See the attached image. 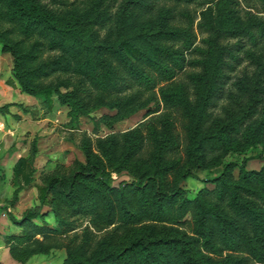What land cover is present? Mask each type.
I'll return each mask as SVG.
<instances>
[{"label":"trees","instance_id":"1","mask_svg":"<svg viewBox=\"0 0 264 264\" xmlns=\"http://www.w3.org/2000/svg\"><path fill=\"white\" fill-rule=\"evenodd\" d=\"M89 1L85 9L71 6V10H66L62 15L70 17V23L61 28L66 20L46 11L37 0H7L12 21L19 24L22 33L60 35L49 43L51 49L61 52L58 58L38 63L32 69H26L31 66L26 60L28 54L11 47L14 74L21 90L42 99L48 110L54 107V95L61 104L69 106L68 125L73 129L79 125L87 102L81 101L78 89L71 96L64 95L60 87L40 86L35 79L81 67L79 54L65 38L80 35V25L94 24L91 17L95 7L88 5ZM98 1L100 6L105 2ZM133 2V17L147 26L151 49L137 45L120 28L117 43L95 47L115 68L105 70L98 78L95 73L89 76L97 78L104 90L112 91L120 85L126 89L136 87L150 101L158 99L166 112L133 130L99 138L97 147L104 159L93 150V141L86 135L81 149L87 156V165L79 163L68 178L48 175L36 185L40 204L53 209L59 223L56 233L71 225L61 217L64 213L89 216L98 228L118 221L125 225L143 221L182 225L192 211L193 234L178 233L158 240L138 237L122 250L93 257L86 256L82 246L69 251L68 264H152L158 261L159 248L181 264H216L212 255L225 251L244 253L264 264V165L258 171H248V159L240 160L249 149L264 148V0ZM191 4L201 7L199 19L181 8ZM244 62L254 68L251 77L248 72L243 76L237 73ZM234 90L250 99L237 109L227 108L225 118L217 119L215 109L227 96L233 99ZM132 101L129 98L126 104ZM176 114L181 117L184 138L176 130ZM184 143L185 163L180 154ZM211 153L222 164V173L206 179L214 184L213 189L205 188L190 199L182 183L190 177L197 178ZM35 154L33 148L30 158H21L17 163L15 175L22 185L16 190L12 205L23 186L34 180ZM233 155L234 159L228 158ZM256 157L264 160L263 153ZM123 170L133 181L113 185L112 173ZM47 215L48 211H41L40 207L26 211L20 221L13 218L24 234L16 238L29 241L45 236L52 229L39 226L35 219L44 220ZM7 243L17 256L12 239L8 238ZM136 252H146L155 259L146 257L135 263L128 254Z\"/></svg>","mask_w":264,"mask_h":264},{"label":"rangeland","instance_id":"2","mask_svg":"<svg viewBox=\"0 0 264 264\" xmlns=\"http://www.w3.org/2000/svg\"><path fill=\"white\" fill-rule=\"evenodd\" d=\"M87 1L89 0H37L36 3L57 17H63L66 10L72 9L71 6L85 9ZM133 1L136 0H105L104 4L100 6L98 0H90L88 5L95 7V14L91 17L94 24L80 25V35L70 34L65 38L79 54L81 67L75 66L67 73H52L47 77L35 79V82L40 86L60 87V92L64 95L71 96L73 91L78 89L76 93L79 92V95L82 96L81 101L87 102L86 107L82 108L79 125L73 129L68 125L70 122L69 106L61 104L58 96L54 95V107L48 110L45 108L42 99L21 90L20 83L14 74L15 57L11 47L20 54H28L26 60L30 61L29 66H31L26 67V69H32L38 63L58 58L61 52L51 49L49 43L53 37L60 38V35L38 31L31 33L32 35L22 33L19 24L12 21L7 0H0V105L5 107L0 112H2L1 114L10 113L11 117L14 118L12 123L16 124L18 128L16 137H13L12 142L8 145L5 142L0 143V161L2 162L7 157L11 143H14V148L19 145L20 148L24 149L21 154L26 155V158H30L33 148H36V154L32 161L33 167H35L34 180L30 185L23 186L20 191H25V193L22 200L19 198L20 208L16 210L17 218L11 212L5 209L4 211L12 220L15 218L20 221L26 211L41 207V211H48V215L44 220L35 219V223L52 229L48 230L45 236L38 235L37 241L35 238L26 241L16 238L22 237L24 234L23 228L14 223L13 233L6 235L5 238L6 241L11 238L16 247L15 251L17 249V256H14L9 246V252L15 264H68L69 251L80 250L82 246L87 251L85 255L93 257L103 252L122 250L138 237L158 240L176 236L178 233L193 234L192 211L185 217V223L182 225L161 224L154 221L125 225L118 221L109 226L102 224L98 228L91 223L89 216L84 214L70 216V214L64 213L61 217L69 220L71 225L63 227L61 232L56 233L54 229L59 227V223L53 209L40 204L39 191L36 185L42 184L48 175L68 178L78 168L79 163L83 166L87 165V156L81 149L86 135L93 141V150L104 159L99 147H97L99 138H107L113 134L118 135L133 130L152 117H160L166 112L158 99L150 101L148 95L136 87L126 89L125 85H120L118 88L109 91L104 90L96 80L100 77V73L115 68L110 67L111 65L115 66V64H111L104 55L98 53L95 47L117 43L120 28L137 45L151 49V39L146 34L147 26L142 22H136L133 17L136 11L132 7ZM181 8L199 19L201 7L198 4L183 5ZM69 19L68 16L64 18L66 22H63L60 27L64 28L65 23H70L67 21ZM93 33L98 35L94 36ZM77 69H80V72H76ZM244 72H248L249 77H251L254 74V68L248 67V64L244 62L238 68L237 73L243 76ZM89 73H95L97 78L89 76ZM59 83H63V85L60 86ZM81 87H84L85 90L81 91ZM234 89L236 88L234 87ZM233 96V99L227 96L219 103L215 109L217 119L225 118L227 108L233 106L237 109L242 102L246 103L250 99L248 95L238 94L235 90ZM129 98H133V101L126 104ZM174 116L176 130L184 138L185 131L180 122L181 117L178 114ZM185 148L186 143L183 144L180 151L184 158L183 162L187 159ZM262 153L264 154V148L261 146L249 149L247 153L240 156V160L243 161L247 158L246 169L258 171L263 167L264 160L256 156ZM228 158L234 159L235 155ZM13 161L12 159L7 163L8 167L6 168L12 169L10 173L6 168L0 170V176L2 174L6 179L7 176L15 177L13 182L8 185L0 183V204L3 207L8 206L12 199L14 200L16 190L22 185L19 182V177L12 173ZM221 173L222 164L211 153L204 168L197 174V178H188L182 183V187L187 191L190 199H194L201 190L214 188L212 182L206 181L207 178L214 175L219 176ZM234 174L238 178L239 170L236 169ZM112 177L115 186L122 182L130 183L133 181V178L125 170L118 173L113 172ZM162 249H158V261H153L155 256H148L146 252L130 253L128 257L135 263H140L148 257L150 261H153L152 264H181L168 251ZM212 256L216 264H258L252 257L240 252L225 251L222 255Z\"/></svg>","mask_w":264,"mask_h":264},{"label":"crops","instance_id":"3","mask_svg":"<svg viewBox=\"0 0 264 264\" xmlns=\"http://www.w3.org/2000/svg\"><path fill=\"white\" fill-rule=\"evenodd\" d=\"M1 106L2 105H0V108H2ZM1 113L2 112H0V143L5 142V144L8 145L10 142H12L13 137H16L18 128H17L16 124L12 123L14 121V118L11 117L10 113H6V112H4L3 114H1ZM13 144L14 143L10 144V148H9L10 151L8 152L7 157L5 159H3L2 162L0 161V170L1 169L4 170L6 167H8L7 163L10 160L12 161V159L14 160L12 167L14 169H16L18 161L23 157L24 158L27 157L26 155L21 154V152L24 151V149L20 148L19 145L16 148H14ZM6 169H7V171L9 170L8 173H10V170H12L9 168H6ZM14 169L12 171L13 174L15 173ZM4 177L5 176H3L1 174L0 183H3L5 185H8L11 182H13V180L15 178L14 176H12V177L7 176V179ZM11 178H12V180H11ZM24 193H25V191L19 192L18 200L14 205H12V203H11L13 199L10 201V204L6 207H3V205L0 204V264H15V261L13 260V258L11 257V254L9 252V246L10 245L7 243L6 238H5L6 235L13 233L14 221L11 218H9V216L4 211V209L11 212V214H13V216H15V217L18 216L16 210L20 208L19 198H21V200H22V197H24L23 196Z\"/></svg>","mask_w":264,"mask_h":264}]
</instances>
